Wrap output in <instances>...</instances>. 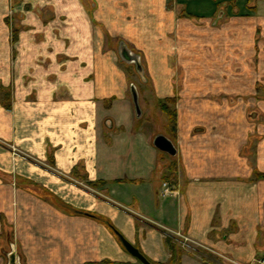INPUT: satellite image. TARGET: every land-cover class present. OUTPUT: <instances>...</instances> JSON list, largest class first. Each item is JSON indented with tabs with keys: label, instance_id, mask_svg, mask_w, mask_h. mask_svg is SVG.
I'll return each mask as SVG.
<instances>
[{
	"label": "crops",
	"instance_id": "0c3cea01",
	"mask_svg": "<svg viewBox=\"0 0 264 264\" xmlns=\"http://www.w3.org/2000/svg\"><path fill=\"white\" fill-rule=\"evenodd\" d=\"M15 1L0 0V264L12 251L19 264H138L113 229L153 264L260 257L264 143H246L238 111L212 108L211 92L195 90L212 76H186L175 94L166 63L194 48L167 52L165 31L178 24L187 43L189 21L212 18L221 0H51L60 10L33 32L10 25L34 14ZM119 41L141 53L154 99L177 98L161 116L174 156L136 117L135 81L111 54Z\"/></svg>",
	"mask_w": 264,
	"mask_h": 264
},
{
	"label": "rangeland",
	"instance_id": "374dc122",
	"mask_svg": "<svg viewBox=\"0 0 264 264\" xmlns=\"http://www.w3.org/2000/svg\"><path fill=\"white\" fill-rule=\"evenodd\" d=\"M226 2L221 0L220 3H217L218 10L212 18L189 21L190 25L187 24V43L185 38H178L177 36L175 29L178 24H173L174 30L171 32L165 31L167 42H170H168L167 52L175 51L174 49H178L182 44L191 45L194 48L191 50L186 48L187 55L185 56L184 54L182 56L169 54V58L166 59L174 81L172 90L176 94L185 88L183 80L186 76H212L209 77L210 83L195 84V90L211 92L208 93L209 101L207 103L212 108L219 109V111L223 108L238 111L236 119H245L246 124L245 126L237 125L235 131L242 133L246 143H264V47H262V41H264L262 32V28H264V20L262 21L264 0H232ZM194 3L188 2V7L192 9ZM14 4L17 5L18 3L12 0V5ZM58 6L60 5L54 4L51 0H26L25 10L34 12V14H28L26 20L20 21L11 17V24H9L13 26L15 23H19L21 30L26 28L31 32L34 31L35 27H42L40 23H43V27L46 29L51 25V17L56 16ZM122 6L125 7V5ZM167 8L174 11L175 5L168 4ZM238 11L248 12L251 16H232ZM35 12H38V15ZM42 13H46L48 17L50 15L49 19L41 18L39 15ZM161 24L163 23L159 22L155 26ZM190 29H208L210 34L205 35L206 37L193 36L190 34ZM201 40L203 41L201 42ZM206 40L212 42V45L207 44L205 46L204 41ZM113 42L115 41L113 40ZM196 44L197 46H195ZM126 46L132 53L138 54L140 57L139 62L146 82L140 79V74L136 72L133 64L122 63L128 75L135 81L140 107L144 110L142 115L148 117L149 130H154L155 137L157 134H163V131L166 130V125L161 118L164 111L162 103L171 109V113H174L177 98L159 101L152 97V84L148 82V72L141 53L129 45ZM111 47L114 49L111 54L120 61L117 51L118 43H113ZM190 86H194V84ZM142 120L145 121V117ZM223 129L225 127H219V130ZM262 177H264V173H262ZM138 264L141 263L138 262Z\"/></svg>",
	"mask_w": 264,
	"mask_h": 264
},
{
	"label": "water",
	"instance_id": "95a60500",
	"mask_svg": "<svg viewBox=\"0 0 264 264\" xmlns=\"http://www.w3.org/2000/svg\"><path fill=\"white\" fill-rule=\"evenodd\" d=\"M118 56L120 58V61L126 64H133L135 66V70L137 73L140 74V79L144 82H146V78L143 76L142 72V66L139 62V55L132 53L126 46V44L123 41H119L118 43ZM130 94L132 97V102L134 105V111L137 118H141L143 112L140 107L139 103V94L136 90L135 85L130 86ZM154 147L158 149L159 151L166 153L170 156H174L176 154V148L174 147L173 142L166 137L163 134H157L152 141ZM114 234L116 235L118 241L124 248V250L130 254L133 258H135L138 262L141 264H152L148 259L144 257V255L134 246L132 245L128 240H126L118 231L114 230ZM10 260V264H19L16 262V257L14 252L7 254Z\"/></svg>",
	"mask_w": 264,
	"mask_h": 264
},
{
	"label": "built area",
	"instance_id": "2783aa9c",
	"mask_svg": "<svg viewBox=\"0 0 264 264\" xmlns=\"http://www.w3.org/2000/svg\"><path fill=\"white\" fill-rule=\"evenodd\" d=\"M163 187L164 194H170L173 192L172 189H170V187L166 183L163 184ZM250 264H264V253L260 257L253 258Z\"/></svg>",
	"mask_w": 264,
	"mask_h": 264
},
{
	"label": "trees",
	"instance_id": "16d2710c",
	"mask_svg": "<svg viewBox=\"0 0 264 264\" xmlns=\"http://www.w3.org/2000/svg\"><path fill=\"white\" fill-rule=\"evenodd\" d=\"M162 106H163L164 111H165L166 113H168L169 115L172 114V113L168 110V108H167L165 105H162ZM261 176H262V175H261ZM167 243L169 244L171 250L174 252L175 249H174V246L170 243V239H167ZM174 256H175V254H173V258H174ZM173 258H172V260H173ZM102 264H112V263H109V262L105 261V262H103ZM152 264H153V263H152ZM170 264H172V263H170Z\"/></svg>",
	"mask_w": 264,
	"mask_h": 264
}]
</instances>
